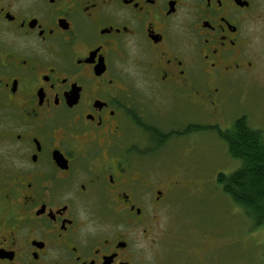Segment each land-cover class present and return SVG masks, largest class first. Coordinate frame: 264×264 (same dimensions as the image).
Here are the masks:
<instances>
[{"label":"flooded vegetation","instance_id":"1","mask_svg":"<svg viewBox=\"0 0 264 264\" xmlns=\"http://www.w3.org/2000/svg\"><path fill=\"white\" fill-rule=\"evenodd\" d=\"M256 29L264 0H0V264H203L159 252L183 182L151 164L224 119Z\"/></svg>","mask_w":264,"mask_h":264},{"label":"rangeland","instance_id":"2","mask_svg":"<svg viewBox=\"0 0 264 264\" xmlns=\"http://www.w3.org/2000/svg\"><path fill=\"white\" fill-rule=\"evenodd\" d=\"M259 31L256 29L253 38L256 53L264 50V34ZM259 57L264 59V55ZM226 96L221 111L224 119L206 111L201 120L216 125L173 142L166 151L169 158L160 157L161 150L154 155V181L183 182L167 191L169 203L159 216V252L189 261L201 256L203 264H264V222L252 226L249 216L217 180L218 172H232L241 160L229 155L225 142L215 133L245 113L249 125L260 129L264 138V61L255 78L235 80Z\"/></svg>","mask_w":264,"mask_h":264},{"label":"trees","instance_id":"3","mask_svg":"<svg viewBox=\"0 0 264 264\" xmlns=\"http://www.w3.org/2000/svg\"><path fill=\"white\" fill-rule=\"evenodd\" d=\"M207 128L211 129V127ZM215 133L225 142L229 155L241 160L240 165L232 172H218L217 180L224 193L249 216L252 226H259L264 222V138L262 131L251 127L246 116L240 115L232 121L230 127L217 128ZM157 137L159 141L163 135L158 131Z\"/></svg>","mask_w":264,"mask_h":264}]
</instances>
